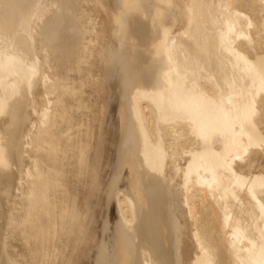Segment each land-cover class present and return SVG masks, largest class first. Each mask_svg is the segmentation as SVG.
Here are the masks:
<instances>
[{
	"label": "bare ground",
	"instance_id": "6f19581e",
	"mask_svg": "<svg viewBox=\"0 0 264 264\" xmlns=\"http://www.w3.org/2000/svg\"><path fill=\"white\" fill-rule=\"evenodd\" d=\"M0 264H264V0H0Z\"/></svg>",
	"mask_w": 264,
	"mask_h": 264
},
{
	"label": "rangeland",
	"instance_id": "374dc122",
	"mask_svg": "<svg viewBox=\"0 0 264 264\" xmlns=\"http://www.w3.org/2000/svg\"><path fill=\"white\" fill-rule=\"evenodd\" d=\"M109 134H107V137H106V142H105V145H104V150H103V160H102V164L105 165L106 163H108L109 159L111 158V156H115L116 155V139L113 138V133L111 134V132H108ZM111 134V135H110ZM109 135V136H108ZM110 137V138H109ZM115 137V136H114ZM108 139V141H107ZM115 144V145H114ZM106 147V148H105ZM108 149V150H107ZM104 153H105V156H104ZM115 153V154H114ZM108 154V155H107ZM112 154V155H111ZM107 157V158H106ZM108 157H110L108 159ZM105 158V159H104ZM107 159V160H106ZM116 208L114 206V210H113V213H112V218H113V221H115V218H116ZM97 215H102L101 213H98L96 212Z\"/></svg>",
	"mask_w": 264,
	"mask_h": 264
}]
</instances>
